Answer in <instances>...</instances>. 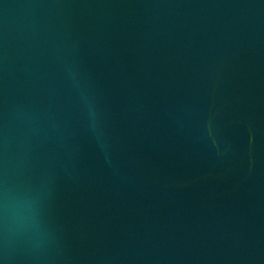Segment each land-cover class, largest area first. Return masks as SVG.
I'll list each match as a JSON object with an SVG mask.
<instances>
[{"label": "water", "instance_id": "1", "mask_svg": "<svg viewBox=\"0 0 264 264\" xmlns=\"http://www.w3.org/2000/svg\"><path fill=\"white\" fill-rule=\"evenodd\" d=\"M0 264H264V0H0Z\"/></svg>", "mask_w": 264, "mask_h": 264}]
</instances>
